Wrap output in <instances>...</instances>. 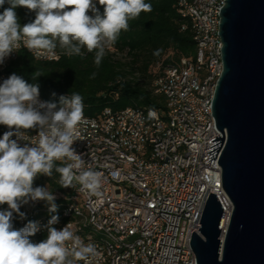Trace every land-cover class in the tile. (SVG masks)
Returning a JSON list of instances; mask_svg holds the SVG:
<instances>
[{"label": "built area", "instance_id": "2783aa9c", "mask_svg": "<svg viewBox=\"0 0 264 264\" xmlns=\"http://www.w3.org/2000/svg\"><path fill=\"white\" fill-rule=\"evenodd\" d=\"M225 2L176 0L177 14L186 22L182 29L189 24L196 51L164 67L153 81L154 93L164 97L162 109L105 108L96 118L84 115L73 148L86 168L101 174L100 195L82 191L74 181L64 193L54 194V213L45 201L23 205L20 211L26 215L13 217L15 229L29 221L37 223L40 230L29 239L39 243L47 238L48 220L57 215L54 227L68 226L85 245L95 247L97 256L90 264H196L189 241L192 233L200 235L199 221L209 194L220 199L225 228L233 209L217 163L221 147L210 162L206 154L211 139L222 138L212 101L223 72L218 33ZM21 50L40 61L67 56L59 47L37 56L21 41L0 64V83L12 75L6 67ZM90 54L94 53L83 57ZM126 56L112 46L104 57L125 63ZM39 99L44 101L40 95ZM36 135V130L25 133L19 143H34Z\"/></svg>", "mask_w": 264, "mask_h": 264}, {"label": "clouds", "instance_id": "9594fccd", "mask_svg": "<svg viewBox=\"0 0 264 264\" xmlns=\"http://www.w3.org/2000/svg\"><path fill=\"white\" fill-rule=\"evenodd\" d=\"M17 7L34 11L35 19L21 25ZM0 8V64L23 41L37 56L54 53L57 47L68 57L94 53L97 68L106 49L129 30V21L152 10L146 0H0ZM43 74L37 69L33 79ZM83 107V97L75 92L60 96L58 104L41 101L39 86L15 74L0 83V125L9 129L0 136V205H7L0 210V264H76L79 260L90 264L97 256L95 247L85 245L68 226H53L59 221L57 215L48 220L47 238L39 243L29 239L40 230L37 223L29 221L19 230L12 224L14 213L25 218L20 211L23 205L45 201L49 212L57 211L48 187H33L40 174L51 177L55 170L61 187H72L75 181L82 191L100 195L101 174L86 168L73 148L77 128L84 121ZM28 130L37 131L35 142L21 145L19 140Z\"/></svg>", "mask_w": 264, "mask_h": 264}, {"label": "water", "instance_id": "95a60500", "mask_svg": "<svg viewBox=\"0 0 264 264\" xmlns=\"http://www.w3.org/2000/svg\"><path fill=\"white\" fill-rule=\"evenodd\" d=\"M223 72L212 101L222 134L211 139L222 188L232 204L209 194L189 245L196 264H264V0H226L220 9ZM222 238V239H220Z\"/></svg>", "mask_w": 264, "mask_h": 264}, {"label": "trees", "instance_id": "16d2710c", "mask_svg": "<svg viewBox=\"0 0 264 264\" xmlns=\"http://www.w3.org/2000/svg\"><path fill=\"white\" fill-rule=\"evenodd\" d=\"M146 2L151 4L152 10L129 21V30L122 31L113 45L118 51L126 52L130 58L127 63H115L104 57L97 68L94 54L40 61L21 50L8 63L5 72L38 85L40 97L47 102L58 104L60 96L79 93L83 97V113L90 118L98 117L105 108L112 111L126 107L162 109L164 97L154 93L153 81L164 67L176 63L180 57L193 56L196 47L189 24L182 29L186 22L177 14L176 0ZM8 6L4 5L5 8ZM97 8L103 12L101 5ZM15 11L21 25L35 19L34 11L24 7H17ZM37 69L44 74L33 79ZM93 73H96L95 78H91ZM5 128L0 125V136ZM59 180L60 174L53 170L51 177L38 175L33 187H48L53 195L62 194L66 187H61ZM4 208L7 209L6 204Z\"/></svg>", "mask_w": 264, "mask_h": 264}, {"label": "rangeland", "instance_id": "374dc122", "mask_svg": "<svg viewBox=\"0 0 264 264\" xmlns=\"http://www.w3.org/2000/svg\"><path fill=\"white\" fill-rule=\"evenodd\" d=\"M97 7L99 6V4L97 3V5H96ZM91 14V13H90ZM128 61H130V58L128 57V56H126L125 58H124V62L125 63H127Z\"/></svg>", "mask_w": 264, "mask_h": 264}]
</instances>
